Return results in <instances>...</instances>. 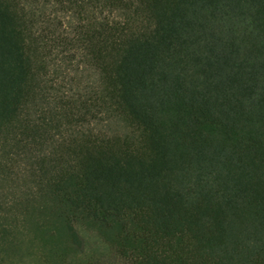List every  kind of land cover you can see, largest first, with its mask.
<instances>
[{"label": "trees", "instance_id": "16d2710c", "mask_svg": "<svg viewBox=\"0 0 264 264\" xmlns=\"http://www.w3.org/2000/svg\"><path fill=\"white\" fill-rule=\"evenodd\" d=\"M0 264H264V0H0Z\"/></svg>", "mask_w": 264, "mask_h": 264}]
</instances>
